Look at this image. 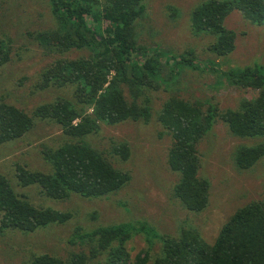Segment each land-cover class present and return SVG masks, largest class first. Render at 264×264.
Here are the masks:
<instances>
[{"label":"trees","instance_id":"trees-1","mask_svg":"<svg viewBox=\"0 0 264 264\" xmlns=\"http://www.w3.org/2000/svg\"><path fill=\"white\" fill-rule=\"evenodd\" d=\"M47 2L57 28L38 33L39 44L54 52L84 50L88 55L56 59L40 72L34 85L36 90L72 86L73 100L59 97L27 114L0 99V144L23 137L33 128L34 118L53 121L66 140L56 148L41 146V157L51 171H31L16 165L18 184H36L45 196L56 200L68 199L72 193L84 198L117 193L129 183V173L115 168L85 137L97 133L102 123L148 124L152 119L149 93L175 82V67L197 71L196 59L191 50L165 58L161 52H149L139 44L137 21L145 15L144 0ZM233 10L240 11L252 24H264V0H208L190 12L191 34L212 36L214 41L208 50L217 56H226L235 49L236 35L224 25ZM11 52L10 39L0 37V68L10 61ZM165 69L171 73L169 79L164 78ZM263 69L245 67L231 74L233 86L257 91L255 97L241 99L237 109L219 110L214 104L188 101L172 93L157 112L155 121L171 136L168 168L180 174L173 197L187 210L200 212L208 205L210 183L199 176L197 146L216 119L226 123L234 136L264 138ZM111 152L122 161L130 156L124 142L114 144ZM263 157L264 141L260 140L253 146H238L233 163L237 170H248ZM0 212V234L9 229L33 232L50 224H64L72 217L69 212L34 206L16 193L2 174ZM135 231L124 224L84 233L78 229L76 235L89 245L87 252L70 253L65 258L43 253L31 257L28 264H264V199L237 208L212 244L197 230L182 227L177 236L159 237L157 255H151L147 247L131 256L127 243Z\"/></svg>","mask_w":264,"mask_h":264},{"label":"rangeland","instance_id":"rangeland-1","mask_svg":"<svg viewBox=\"0 0 264 264\" xmlns=\"http://www.w3.org/2000/svg\"><path fill=\"white\" fill-rule=\"evenodd\" d=\"M47 1L0 0V37L10 39L12 48L10 61L0 68V99L27 114L36 106L59 97L73 100L72 86L36 90L34 85L39 81L40 72L56 59L88 55L84 50L54 52L39 44L38 33L57 28ZM206 1L144 0L146 12L137 21L139 44L149 52H161L165 58L191 50L198 69L175 67L172 73L177 75L172 78L176 81L149 93L152 119L148 124L102 123L97 133L85 137L115 168L129 173L131 179L120 191L99 198L72 193L68 199L56 200L45 196L36 184L26 187L18 184L16 165H24L31 171H51L41 157V146L56 148L66 140L60 126L53 121L34 118L33 128L23 137L0 144V174L9 180L16 193L34 206L72 215L64 224H50L33 232L4 230L0 234V264H28L31 257L43 253L65 258L70 253L87 252L89 245L76 235L78 229L84 233L117 224L136 229L127 243L131 256L147 247L151 255H157L161 248L159 237L177 236L182 227L197 230L212 244L237 208L252 200L264 199V157L248 170H237L233 163L238 146H253L264 138L234 136L219 119L197 146L199 176L210 183L207 207L200 212L189 211L173 197V187L180 174L168 168L171 136L155 121L162 103L177 93L188 101L214 104L219 110L237 109L241 99H251L257 91L233 86L231 74L245 67L264 66V24L250 23L240 11L233 10L224 20L225 27L236 35L235 49L226 56H217L208 50L214 41L212 36L191 34L190 12ZM170 74L164 70L165 79ZM120 142L129 146L127 161L111 152V147ZM1 215L0 212V218Z\"/></svg>","mask_w":264,"mask_h":264}]
</instances>
